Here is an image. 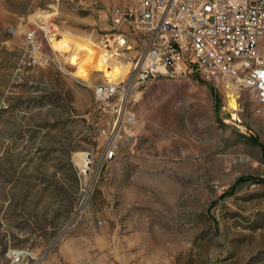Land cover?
<instances>
[{
  "label": "rangeland",
  "instance_id": "374dc122",
  "mask_svg": "<svg viewBox=\"0 0 264 264\" xmlns=\"http://www.w3.org/2000/svg\"><path fill=\"white\" fill-rule=\"evenodd\" d=\"M139 2L0 0V264H264V103L184 76L120 109L56 64L44 27L100 43Z\"/></svg>",
  "mask_w": 264,
  "mask_h": 264
},
{
  "label": "built area",
  "instance_id": "2783aa9c",
  "mask_svg": "<svg viewBox=\"0 0 264 264\" xmlns=\"http://www.w3.org/2000/svg\"><path fill=\"white\" fill-rule=\"evenodd\" d=\"M117 13L129 30L105 34L100 43L110 60L130 64L125 75L111 80L99 70L103 78L93 82L77 74L68 55L70 68L56 62L77 83L91 86L99 101L119 99L122 109L133 88L160 77L193 76L222 85L232 94L250 90L264 103V0H140L136 7H118ZM44 29L60 53L50 39L60 33L50 26ZM26 33L28 42L37 47L36 29ZM114 153V148L107 150L105 158ZM8 254L12 262L21 260L15 249Z\"/></svg>",
  "mask_w": 264,
  "mask_h": 264
},
{
  "label": "bare ground",
  "instance_id": "6f19581e",
  "mask_svg": "<svg viewBox=\"0 0 264 264\" xmlns=\"http://www.w3.org/2000/svg\"><path fill=\"white\" fill-rule=\"evenodd\" d=\"M50 39L56 49L62 55H68L77 66V74L90 79L96 71H104L105 74L114 80L118 76H123L128 71L130 64H122L109 59L103 45L91 37L73 32H61L60 36L51 34ZM64 47H68L66 51ZM70 53V55H69ZM232 104L234 101L232 100ZM79 163L83 170H86L89 159L85 152L78 153Z\"/></svg>",
  "mask_w": 264,
  "mask_h": 264
},
{
  "label": "trees",
  "instance_id": "16d2710c",
  "mask_svg": "<svg viewBox=\"0 0 264 264\" xmlns=\"http://www.w3.org/2000/svg\"><path fill=\"white\" fill-rule=\"evenodd\" d=\"M8 250L7 242L2 243V247L0 246V257L4 256Z\"/></svg>",
  "mask_w": 264,
  "mask_h": 264
}]
</instances>
